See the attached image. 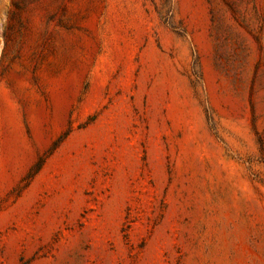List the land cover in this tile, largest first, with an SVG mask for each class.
I'll return each instance as SVG.
<instances>
[{
    "label": "rangeland",
    "instance_id": "1",
    "mask_svg": "<svg viewBox=\"0 0 264 264\" xmlns=\"http://www.w3.org/2000/svg\"><path fill=\"white\" fill-rule=\"evenodd\" d=\"M0 264H264V0H0Z\"/></svg>",
    "mask_w": 264,
    "mask_h": 264
}]
</instances>
